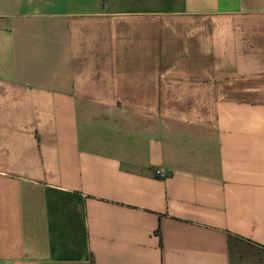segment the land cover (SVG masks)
<instances>
[{"label":"crops","instance_id":"0c3cea01","mask_svg":"<svg viewBox=\"0 0 264 264\" xmlns=\"http://www.w3.org/2000/svg\"><path fill=\"white\" fill-rule=\"evenodd\" d=\"M0 264H264V0H0Z\"/></svg>","mask_w":264,"mask_h":264},{"label":"built area","instance_id":"2783aa9c","mask_svg":"<svg viewBox=\"0 0 264 264\" xmlns=\"http://www.w3.org/2000/svg\"><path fill=\"white\" fill-rule=\"evenodd\" d=\"M157 175L160 177H166V173L163 170H157Z\"/></svg>","mask_w":264,"mask_h":264}]
</instances>
